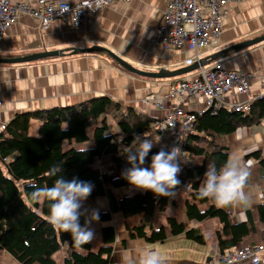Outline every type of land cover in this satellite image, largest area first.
<instances>
[{
	"label": "trees",
	"instance_id": "1",
	"mask_svg": "<svg viewBox=\"0 0 264 264\" xmlns=\"http://www.w3.org/2000/svg\"><path fill=\"white\" fill-rule=\"evenodd\" d=\"M193 129L178 145L189 157H200V162H180V185L174 197H157L151 191H136L118 199L114 189L131 187L124 173L129 151L138 148L136 136L143 134L153 141L144 167H150L151 158L162 148L171 150L168 143L161 145L156 135V118L123 106L108 96H97L69 106H55L44 110L16 113L0 130V249L6 251L18 264H111L115 229L113 215L120 213L131 238H143L146 243H167L182 237L188 241L205 244L203 224L215 219L220 229L215 231L217 250L220 254L238 244L248 242L249 247L260 246L261 240L248 241L264 232V156L254 151L247 158H254L249 179L256 182L262 202L246 212V220L233 222L232 207L218 208L205 198L198 197L204 173L210 164L219 170L228 159L225 136L240 126H249L264 120V96L251 103L248 111H233L221 107L215 112L195 113ZM108 117L116 123L119 132L110 133ZM94 128L89 132V127ZM93 140V146L77 149L73 143ZM69 144V148H65ZM96 160L109 161L111 167L121 166L122 174L110 178L106 171L96 172ZM59 166L56 176L48 171ZM66 181L73 178L90 182L94 190L88 198L105 196L108 209L99 213L101 244L95 251L81 252L73 247L71 233L58 232L48 223L49 202H33L29 198L32 185L52 187L59 176ZM188 186V188L186 187ZM182 193V209L177 215L166 218V223L155 226V214L178 204L176 194ZM84 213L80 225L94 209L81 207ZM193 223V224H192ZM263 232V234H262ZM62 250L63 260L58 263L54 255ZM178 264H208L182 259Z\"/></svg>",
	"mask_w": 264,
	"mask_h": 264
},
{
	"label": "crops",
	"instance_id": "2",
	"mask_svg": "<svg viewBox=\"0 0 264 264\" xmlns=\"http://www.w3.org/2000/svg\"><path fill=\"white\" fill-rule=\"evenodd\" d=\"M24 1L33 7L37 5L36 0ZM164 7V0L115 1L100 13L89 16L79 26H71L61 19H54L45 29H42L36 18L26 13L20 14L0 35V58L23 57L55 50L63 51V54L24 62L0 61V99L3 103L0 106V122L7 123L16 113L69 106L103 95L123 106H131L137 112L146 113L151 117H163L165 110L155 107L153 99L168 92L175 81L193 76L197 69L176 77L154 79L128 71L104 51L80 52L78 48L103 47L133 67L145 71L184 67L187 65L186 59L191 55L188 48L165 49L153 42ZM262 34H264V0L229 2L224 8L218 49H203L200 52V59ZM214 64L231 70L244 71L253 77L248 94L230 92L227 96L229 103L264 96V40L241 49L230 50L204 67ZM165 85L168 86L164 87ZM182 107L187 111H199L203 109V99L198 95L187 97L182 102ZM109 119L113 121L115 127L110 124ZM108 122L110 133L119 132L112 118L108 117ZM166 134L168 133H164L161 138H155L159 144L166 145L168 140ZM225 139L228 159L235 156L240 157L243 162L253 163L254 158H247L250 153L261 151L264 156V120L249 126H240L227 134ZM84 143L92 145L93 140L73 143L71 146L79 149L78 147ZM64 146L70 147L69 144ZM103 164L110 166V169L105 168ZM92 167L98 173L108 172L110 178L121 175L123 171L121 166L111 167L109 161L101 163L100 160H96ZM129 189L130 187L123 186L113 191L120 199L124 195L131 194ZM245 193L249 199L248 206H231L232 220L235 223L245 221L246 212L262 202L259 185L249 178ZM181 194L177 193L176 198L181 197ZM39 202L42 203V200ZM182 203L183 199L180 198L175 205L178 206V211L182 209ZM175 206H169L164 212L155 214L154 225L159 226L164 223L158 219L159 215L163 216V220L175 215L173 211ZM83 207L95 211L107 207V210L108 203L105 196H96L87 198L83 202ZM117 216L122 215L114 214L111 221L115 229L111 264H139L140 255L135 254L136 244L141 250L144 247L159 249L164 257V264H178L182 259L206 262L213 253L218 252L215 237H207L205 244L191 242L182 237L163 244L136 241L129 236L125 225L123 226L124 223L122 224L120 219L115 220ZM209 220L215 219H208L205 223ZM101 225H98V228ZM100 244L99 231L95 240L83 245L80 251H95ZM59 258L58 255L57 259ZM261 259L262 264L264 251L261 253ZM0 264L18 263L6 251L0 249Z\"/></svg>",
	"mask_w": 264,
	"mask_h": 264
},
{
	"label": "built area",
	"instance_id": "3",
	"mask_svg": "<svg viewBox=\"0 0 264 264\" xmlns=\"http://www.w3.org/2000/svg\"><path fill=\"white\" fill-rule=\"evenodd\" d=\"M36 1L37 5L33 7L24 0H0V35L23 13L36 18L42 29L54 19H61L71 26H79L89 16L100 13L111 3L128 0ZM233 1L235 0H164V11L153 42L165 49L186 47L191 51L186 64L198 62L203 49H218L224 8ZM252 80V75L247 72L227 69L219 64L200 66L193 76L175 81L168 92L153 99L155 107L165 110L163 117H154L155 128L169 132L167 139L170 148L177 147L192 131L195 113L207 110L215 112L221 107L233 111H248L254 99L229 103L227 96L230 92L247 95ZM194 95L202 97L203 109H183L182 102ZM2 104L0 99V106ZM5 124L0 122V130L4 129ZM262 251L264 244L258 247L236 246L222 254H215L210 264H261Z\"/></svg>",
	"mask_w": 264,
	"mask_h": 264
},
{
	"label": "clouds",
	"instance_id": "4",
	"mask_svg": "<svg viewBox=\"0 0 264 264\" xmlns=\"http://www.w3.org/2000/svg\"><path fill=\"white\" fill-rule=\"evenodd\" d=\"M138 148L129 151L128 163L131 167L124 173L128 184L140 191H151L157 197H174L173 191L180 185L178 174L181 171L180 162L182 151L173 147L166 152L163 148L151 158L150 167H144L146 157L153 147V141L143 134L135 137ZM188 160H183L187 162ZM252 161L243 162L240 157H229L227 162L217 170L215 164H210L204 173L203 184L198 191L200 199L211 200L218 208L229 206H248L249 199L245 187L250 175ZM62 169L52 167L47 175L56 176ZM29 198L33 202L46 200L49 202L48 223L58 232L71 233L73 247L81 250L82 246L95 239V232L90 227L99 221V213L93 211L86 217L84 226L80 225V211L83 202L90 196L93 185L90 182L73 178L66 181L63 176L55 180L52 187L32 185ZM139 264H164V257L159 249L147 248L142 250Z\"/></svg>",
	"mask_w": 264,
	"mask_h": 264
},
{
	"label": "water",
	"instance_id": "5",
	"mask_svg": "<svg viewBox=\"0 0 264 264\" xmlns=\"http://www.w3.org/2000/svg\"><path fill=\"white\" fill-rule=\"evenodd\" d=\"M264 40V34L257 36V37H253L251 39L236 43L234 45H231L229 47H226L224 49L218 50L216 51L213 55L210 56H206L201 58L198 62H193L191 64H188L184 67H180L178 69H158L155 71H145L142 69H138L133 67L131 64L127 63L126 61H124L123 59H121L120 57H118V55H115L114 53L108 51L107 49H104L103 47H98L96 46L95 48H78V50L80 52H85V51H95V50H100V51H104L107 54H109L115 61H117V63H119L123 68L127 69L128 71L135 73L137 75L140 76H144V77H150V78H169V77H176L179 75H183L185 73L194 71L196 69H198L200 66H204L209 64L210 62H213L214 60H216L217 58L221 57L224 53L230 51V50H234V49H241L253 44H256L260 41ZM63 51L60 50H55V51H42V52H37V53H33L30 55H26L23 57H16V58H0V61L2 62H24V61H29V60H35V59H39V58H46V57H51L54 55H62ZM209 262V259L206 261Z\"/></svg>",
	"mask_w": 264,
	"mask_h": 264
},
{
	"label": "rangeland",
	"instance_id": "6",
	"mask_svg": "<svg viewBox=\"0 0 264 264\" xmlns=\"http://www.w3.org/2000/svg\"><path fill=\"white\" fill-rule=\"evenodd\" d=\"M168 85H165L164 87H167ZM165 91H167V90H165ZM165 93V92H164ZM164 93H162V94H164ZM113 120V119H112ZM109 122H110V124H112L113 126L115 125L114 123H113V121H110V119H109ZM115 127V126H114ZM94 128V126L93 125H91L90 127H89V132H91V130ZM164 133H166V132H164V131H162L160 134H157L156 135V137H157V139L158 138H161L163 135H164ZM168 134H169V132H167ZM168 134H166L165 136H167ZM226 141V140H225ZM166 143H168L169 145H170V142L167 140V142ZM165 143V144H166ZM164 145V144H163ZM91 146H93V144L91 145V144H81V146H79L78 148L79 149H84V148H89V147H91ZM184 154V157H182V159L183 160H190V161H193V162H200L201 161V158L200 157H196V156H193V157H189L188 155H187V153H183ZM105 162H108V161H105ZM110 163V162H109ZM103 165H105V164H103ZM105 168H107V169H110V166H107V165H105L104 166ZM107 174H109L108 172H107ZM136 191H138V190H136V189H134V188H132V187H130V189H129V193H135ZM99 197V196H98ZM179 198V199H178ZM177 201H180V197H177ZM178 207V206H177ZM177 207L175 206L174 207V209H173V211L175 212L174 214L175 215H177V214H179V211L177 210ZM107 208V207H106ZM106 208L105 209H102V210H106ZM167 209V208H166ZM102 210H100V211H102ZM156 215H158V212L156 213ZM118 217V218H117ZM116 218H115V220H117V219H120L121 221H122V224L124 223V219H123V216H117ZM158 219L159 220H161L162 222H164V223H162V225L163 224H165V222H166V219L165 220H163V216L162 215H159L158 216ZM214 219V218H213ZM153 221H155V220H153ZM98 225H100L99 223H98V221L97 222H93L91 225H90V227L94 230V232H95V237H97V235H99V228H98ZM115 225V224H114ZM123 226H124V224H123ZM100 227V226H99ZM203 229H204V231L206 232L205 233V241H206V238L208 237H215L216 238V235H215V231L216 230H218V229H220V225H219V223L216 221V220H209V221H207L206 223H204L203 224ZM263 232H264V230H263ZM263 232H262V234H263ZM264 236V234L263 235H261L260 234V230H259V234L258 235H255L254 237H250L249 239H248V241H253V242H255V240H261V238ZM136 239V241L138 240H143V238H135ZM178 239V238H177ZM95 240V239H94ZM176 240V239H175ZM172 241H174V240H172ZM137 243V242H136ZM246 243H248L246 240L244 241V242H242L241 244H240V246H242V245H245ZM264 244V243H263ZM143 245H145L144 244V242H143ZM216 245H217V241H216ZM247 246V245H246ZM249 247V246H248ZM256 247H258V246H256ZM144 249H147V248H145L144 247ZM144 249H142V250H144ZM142 250H141V247H139L138 246V244H136V246H135V254H141V252H142ZM215 254H219V252H215V253H213L212 254V256H211V258H210V260H209V264L211 263V261H212V259H213V256L215 255ZM60 256V258L59 259H57V256ZM54 257L56 258V260H57V262L58 263H61L62 262V260H63V251L62 250H60V251H58L55 255H54ZM260 257H261V254H260ZM264 262H262V264H263Z\"/></svg>",
	"mask_w": 264,
	"mask_h": 264
}]
</instances>
